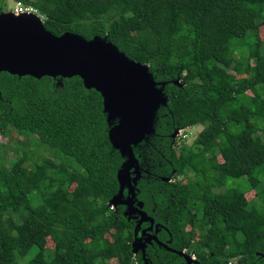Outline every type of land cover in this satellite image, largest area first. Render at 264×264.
<instances>
[{
    "label": "trees",
    "instance_id": "obj_1",
    "mask_svg": "<svg viewBox=\"0 0 264 264\" xmlns=\"http://www.w3.org/2000/svg\"><path fill=\"white\" fill-rule=\"evenodd\" d=\"M16 1L53 36L109 42L164 84L167 103L132 150L135 204L167 248L135 254L138 222L108 205L128 197L117 180L126 156L108 140L117 120L107 123L100 94L77 76L1 72L0 135L25 141L8 162L0 144V264H187L177 252L191 264H264V0ZM196 125L178 150L173 133ZM240 178L244 189L229 184Z\"/></svg>",
    "mask_w": 264,
    "mask_h": 264
},
{
    "label": "water",
    "instance_id": "obj_2",
    "mask_svg": "<svg viewBox=\"0 0 264 264\" xmlns=\"http://www.w3.org/2000/svg\"><path fill=\"white\" fill-rule=\"evenodd\" d=\"M147 71L146 65L130 60L109 42L97 38L85 40L69 33L55 37L45 30L43 21L34 13H0V73L35 79L77 76L85 88L96 90L102 97L107 123L111 126L113 120H117L108 131V140L126 156L117 180L121 188L127 187L128 197L122 200L120 190L108 205L113 208V205L123 204L125 214L138 216L132 247L135 254L141 252L142 255L150 241L167 248L148 234L153 221L142 212V203L134 205V185L140 177V168L132 147L152 133L156 113L167 103L164 84L153 82ZM144 221L150 226L138 237L137 230ZM177 254L183 256L187 264L193 262L185 253Z\"/></svg>",
    "mask_w": 264,
    "mask_h": 264
},
{
    "label": "rangeland",
    "instance_id": "obj_3",
    "mask_svg": "<svg viewBox=\"0 0 264 264\" xmlns=\"http://www.w3.org/2000/svg\"><path fill=\"white\" fill-rule=\"evenodd\" d=\"M1 5H3V12L2 13L11 12L15 15L20 14V13H17V10H16V0H1ZM256 16L257 17L259 16V11L256 12ZM259 36L261 39H264V25L259 27ZM57 81H59V80H57ZM58 84H60V82H58ZM201 130H202V126H200V125H196V126H192V127H188V128H184V129H178L177 133L173 134V136H174L173 138H174L175 143H176V148L179 150V148L182 145L190 147L192 145V143L194 142L196 136L198 135V133ZM18 140H20L22 142L25 141L23 136H20L18 134V132L14 131L12 129L5 136L0 135V144H1V146H3L6 149L5 160L7 162L12 160L15 156H17L19 147L16 146V143ZM27 148L30 151H34L35 149H37L38 151L41 152L40 148L36 147L33 144L29 145ZM218 158L220 159V157H218ZM37 160L39 162H42L41 158H39ZM180 180H184V178L180 177ZM229 184H234V185H237L238 187H240L241 189H244L243 186L245 185V179L240 178L238 180H231V181H229ZM218 191H223V189H220ZM245 196L247 197V199L249 201H253V200L255 201V191L250 190L249 192L246 193ZM113 207H114V205H113ZM47 246H48V248H52V244L50 243V241H49ZM190 259L192 260L191 257H190Z\"/></svg>",
    "mask_w": 264,
    "mask_h": 264
},
{
    "label": "built area",
    "instance_id": "obj_4",
    "mask_svg": "<svg viewBox=\"0 0 264 264\" xmlns=\"http://www.w3.org/2000/svg\"><path fill=\"white\" fill-rule=\"evenodd\" d=\"M16 10L17 13H34L36 14L42 21H43V16L37 12L36 9H34L31 6H25L22 2L16 1ZM192 260H195V257L192 255L191 256Z\"/></svg>",
    "mask_w": 264,
    "mask_h": 264
},
{
    "label": "flooded vegetation",
    "instance_id": "obj_5",
    "mask_svg": "<svg viewBox=\"0 0 264 264\" xmlns=\"http://www.w3.org/2000/svg\"><path fill=\"white\" fill-rule=\"evenodd\" d=\"M134 205H136L135 203H134ZM113 208H111V210H112ZM136 216V215H135ZM137 222H138V216H136V218H134ZM150 226V225H149ZM148 226V227H149ZM155 224L153 223V227H152V229L150 230V231H148V234L149 235H151V236H155ZM140 227V226H139ZM146 228H143V229H140V228H138V230H139V233H140V236H141V234H142V231H144V230H146L147 229V226H145ZM152 231H153V233H152ZM156 237V236H155ZM143 239H145V237L143 238ZM151 242V241H150ZM194 261V260H193Z\"/></svg>",
    "mask_w": 264,
    "mask_h": 264
},
{
    "label": "clouds",
    "instance_id": "obj_6",
    "mask_svg": "<svg viewBox=\"0 0 264 264\" xmlns=\"http://www.w3.org/2000/svg\"><path fill=\"white\" fill-rule=\"evenodd\" d=\"M112 208V207H111Z\"/></svg>",
    "mask_w": 264,
    "mask_h": 264
}]
</instances>
